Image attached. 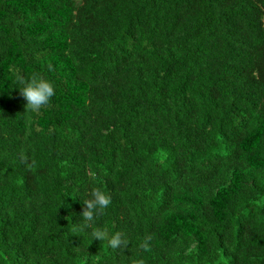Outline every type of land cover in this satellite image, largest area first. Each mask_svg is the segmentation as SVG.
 <instances>
[{
  "label": "trees",
  "instance_id": "obj_1",
  "mask_svg": "<svg viewBox=\"0 0 264 264\" xmlns=\"http://www.w3.org/2000/svg\"><path fill=\"white\" fill-rule=\"evenodd\" d=\"M138 260L264 264V0H0V264Z\"/></svg>",
  "mask_w": 264,
  "mask_h": 264
},
{
  "label": "clouds",
  "instance_id": "obj_2",
  "mask_svg": "<svg viewBox=\"0 0 264 264\" xmlns=\"http://www.w3.org/2000/svg\"><path fill=\"white\" fill-rule=\"evenodd\" d=\"M16 87L22 97L27 101L26 107L30 112L39 113L47 106L56 95V86L50 79L42 77L40 74H32L30 78H25L22 73L16 76ZM85 207L81 213L80 231L85 232L92 229V226L105 215L111 204L110 195L103 189L96 187L87 194L82 201ZM91 239L100 241L107 239V247L110 249H121L126 247L127 240L121 232H115L108 236L107 232L96 227L91 230ZM136 264H143V260H138Z\"/></svg>",
  "mask_w": 264,
  "mask_h": 264
}]
</instances>
